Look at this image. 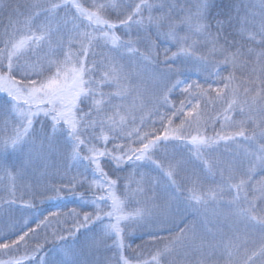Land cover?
<instances>
[{
	"label": "snow or ice",
	"instance_id": "obj_1",
	"mask_svg": "<svg viewBox=\"0 0 264 264\" xmlns=\"http://www.w3.org/2000/svg\"><path fill=\"white\" fill-rule=\"evenodd\" d=\"M214 7L229 6L215 0L186 7L177 0H91L87 7L79 0H0V18L7 20L0 23V93L6 97L0 153L20 156L18 163L0 162V173L12 180L0 189V213L7 216L0 264H31L45 243L94 224L89 249H115L97 264H264V0H235L232 11L210 16ZM98 47L106 49L100 60ZM173 63L190 64L204 83L177 79L182 68ZM146 78L154 84L150 93L141 91ZM176 89L188 98L179 107L170 100ZM211 92L222 102L219 130V116L201 119V100ZM221 147L235 154L222 159ZM53 154L84 170L51 163ZM89 169L104 183L90 182ZM85 185V191H102L89 200L79 191ZM65 191L92 211H51L32 227L38 201L61 199ZM17 200L20 209L3 207ZM62 218L71 226L41 236L52 219ZM17 226L19 234L8 238ZM131 234L155 246L151 261L124 255ZM64 264H72L70 252Z\"/></svg>",
	"mask_w": 264,
	"mask_h": 264
},
{
	"label": "rangeland",
	"instance_id": "obj_2",
	"mask_svg": "<svg viewBox=\"0 0 264 264\" xmlns=\"http://www.w3.org/2000/svg\"><path fill=\"white\" fill-rule=\"evenodd\" d=\"M79 2L84 4L85 7H87L88 4L91 2V0H79ZM126 2H127V0H126ZM137 2H138V0H137ZM248 2H249V0H243V3H248ZM177 3H178V0H177ZM0 23H2L3 25H6L7 20L0 18ZM2 32H3V27H0V33H2ZM26 33H27V29H24L23 32L16 37V39L17 40L23 39L24 35ZM94 51L97 53L96 59L100 60L103 58L101 53L106 51V49H103L102 47H98V48H95ZM90 59H91V54H90ZM23 62L24 61L22 60L21 63H23ZM161 66L163 67L164 65L162 64ZM177 67L182 68V70L180 71V73L176 77L177 79L182 74H187L188 76L191 74H197L201 77H204L197 69L193 68L190 64L186 65V66H179V65L175 64V66H173L172 68L176 69ZM213 71H215V69H213ZM237 83H239V81H237ZM153 87H154V84L151 81V79L146 78L144 80V82L141 84V91H145V92L150 93L151 90L153 89ZM4 96H5V94L0 93V102H2L3 99H6V97H4ZM214 97H215V95L210 93V95L204 97L201 100V109L203 110L201 119H209V118L219 116L220 120L218 122H216V129L219 130L220 123L223 121V117L221 115L222 102L215 101L213 99ZM161 111H163V109H161ZM233 115L237 119L241 118L235 113ZM39 119H44V118L40 117ZM40 126L41 125L39 122L35 125V127L37 129ZM0 127H2V124H0ZM137 127H139V123L137 124ZM208 132H209V134H212L211 126H209V128H208ZM111 147H112V145L109 144L108 145L109 150H111ZM233 147L236 148L238 151L239 148L243 147V145H239V146L234 145ZM221 153H222V159H225V160L232 158V156L235 154L233 152V149L230 148V149L225 150L223 147H221ZM19 159H20L19 153L13 152L12 150H9L7 153H0V162H8L9 164H14V163H18ZM50 162L53 164L60 163V164H62V166L65 169H70L71 172H73V173H75L78 169L80 171L84 170L82 167L79 166L77 161L60 160L56 154H53ZM86 175H87L90 182L103 184V182H101V181H95V173H93L91 171V169L88 170ZM137 179H139V177H137ZM216 179L219 180V175H217ZM256 179L259 180L260 177L257 176ZM5 184H7L9 187H11L12 186V180L9 177H5L3 175V173H0V189H2ZM85 186H87V185H85ZM104 186L106 187V185H104ZM81 189H83V188H81ZM0 194H2V193H0ZM17 195L18 196L22 195V193H17ZM117 195L119 196L120 193L117 192ZM225 199H227V197ZM77 200L79 201L78 202L79 206L76 208L77 211H81V210L92 211V208L90 207V205L87 204L85 201L80 200L79 197L77 198ZM89 200H91V199H89ZM47 201L48 200H45L43 202H47ZM40 205H41V203L38 201V208L32 210V212H31L32 219L30 221V225L32 227H35V224L41 218L40 211H39ZM100 205H101V207H103L104 206L103 202H100ZM3 207L15 210V209H20L21 204H20V201L17 200V202L15 204L8 205L5 203L3 205ZM67 211H69V210H67ZM67 211H64V212H67ZM6 220H7V216L4 213H0V226H2ZM108 223H109V220H106L105 225H107ZM115 223H116V221L112 222V224H115ZM124 223H126V221H121V226H123ZM70 226H71V221H69L66 224L64 222L63 218L60 220L59 223H57L55 219H52L51 224L49 225V227L47 229L44 230V233H41V236H43L45 233L48 236H51L52 233L58 232L62 228H66V227H70ZM242 227L243 226H241V228ZM96 230H97V228L92 230L90 233L89 232L83 233V235H82L83 238L80 239L79 241L73 242V244L68 242V240H67L68 237L65 240H58L57 239L55 241H49V242L45 243L43 249L37 255V257L31 262V264H64L66 251L71 253L72 264H97V258L99 257L100 259H102L104 256L101 252L102 250L100 252H95V251L90 250L88 245H87L88 238ZM19 231H20V228H19V226H17L16 231L10 232L8 234V236H10L11 234L13 235L14 233L19 234ZM135 235H137V234H131L130 238L134 237ZM111 237H114V231L109 230L107 242L109 241V239ZM148 248L149 249L146 248L147 250L140 253L139 257H141L142 260H144V259L149 260V261L152 260L151 254L154 253L155 246L150 244ZM21 254H23V253H21ZM139 257H137V259H140ZM175 259L178 260V257H175Z\"/></svg>",
	"mask_w": 264,
	"mask_h": 264
},
{
	"label": "trees",
	"instance_id": "obj_3",
	"mask_svg": "<svg viewBox=\"0 0 264 264\" xmlns=\"http://www.w3.org/2000/svg\"><path fill=\"white\" fill-rule=\"evenodd\" d=\"M192 3H194V0H178V4L181 5L182 7H186V6H190ZM235 3V0H215V4L217 5H228L229 7L226 9H221V8H213L209 15L210 16H217L219 13H221V11H223L224 13H227L228 11H232V5ZM179 11V10H178ZM176 49L173 48L172 51H175ZM161 60H163V55L161 54ZM175 66V63L172 64V67ZM223 75H227V73H223ZM181 81H186L187 83H204V77H201L197 74H191V75H187V74H182L180 75V77L178 78ZM212 82V86L213 88H215L217 86V78L216 77H212L211 81ZM222 87V85H220ZM211 94L215 95V92H211ZM170 100L173 104L176 105V107L180 106V102L184 101L185 103H187L188 98L185 96V94L180 90V89H176L174 90V92L172 93V95L170 96ZM176 123H179V121L177 120ZM59 127V126H58ZM110 163V161L108 160V158H103L102 160V166L105 168L106 172H109V175L111 176V172L109 170V168L107 167V165ZM115 174H121L124 175V173H121L119 170H115ZM260 177V176H259ZM114 178V177H112ZM261 179V177H260ZM95 181H101L104 183L103 177H101L99 174L95 173ZM88 186H85L83 189H79V191L84 194L85 196L88 197V199H92L93 198V193H97L99 194L100 189H97L95 187L92 188L91 191H85V189ZM77 196H73L71 194H69L67 191H65V193L62 194V198L58 199V200H51V201H47V202H43L41 203L40 207H39V211H40V215L41 217L44 215H47L49 212L51 211H67L70 210L72 208H77L78 205V200ZM111 202H109L110 204ZM106 220H108L107 218H105L104 223H106ZM115 222V219L113 218L111 221ZM98 227V225L94 224L89 226L88 228L85 229H81V231L79 233H76L75 236H70L67 238L68 242L73 244V242L79 241L80 239H82V235L83 233L86 232H91L92 230L96 229ZM18 234V233H17ZM16 233H14L13 235L11 234L10 236H8V238H15V235H17ZM167 235V234H165ZM115 236V233H114ZM149 238L147 236H142L141 234H137L132 238L126 239L125 243L126 245H130V247H126L124 250V255L126 257H128L129 259L133 260V262H135L137 260V257H139L140 253H142L143 251L149 249V245L150 243H146V241H148ZM109 246H112L114 244V239L113 237H111L109 239V241L107 242ZM139 246V247H138ZM147 248V249H146ZM102 254H108V255H112L115 252V249H109V250H103L102 249ZM141 259V257H139ZM184 257L183 256H178V260H182ZM142 260V259H141Z\"/></svg>",
	"mask_w": 264,
	"mask_h": 264
}]
</instances>
